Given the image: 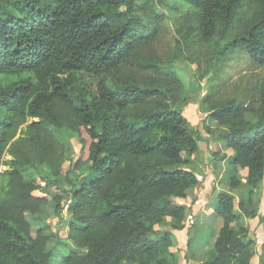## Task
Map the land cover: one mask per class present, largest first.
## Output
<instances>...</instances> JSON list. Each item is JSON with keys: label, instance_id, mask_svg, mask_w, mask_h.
Returning a JSON list of instances; mask_svg holds the SVG:
<instances>
[{"label": "trees", "instance_id": "obj_1", "mask_svg": "<svg viewBox=\"0 0 264 264\" xmlns=\"http://www.w3.org/2000/svg\"><path fill=\"white\" fill-rule=\"evenodd\" d=\"M166 11L179 14L168 61L155 50ZM235 53L264 68V0H0V264H51L54 234L29 216L65 211L77 249L59 264H179L173 231L202 181L188 169L201 139L182 111L196 90L178 62L206 81L202 109L234 152L235 195L218 194L222 225L203 264H252L256 241L241 218L260 217L264 77L256 104L216 98ZM55 131L75 136L82 159L70 160ZM72 174L68 201L40 196Z\"/></svg>", "mask_w": 264, "mask_h": 264}, {"label": "rangeland", "instance_id": "obj_2", "mask_svg": "<svg viewBox=\"0 0 264 264\" xmlns=\"http://www.w3.org/2000/svg\"><path fill=\"white\" fill-rule=\"evenodd\" d=\"M168 19L164 23L163 33L158 44L155 46V50L159 53L164 61L172 60L173 48L176 44L177 38V19L179 14H172L166 11ZM175 70L185 83L187 88L196 90V93L192 96L190 104L182 108L184 116L190 122L193 129L197 132L201 141L199 142L201 148L200 156L204 160L205 170L207 169L208 175V187L206 190H201L199 193L201 199L203 200L206 194L208 195L207 202L202 208L197 212H193L189 215V230L190 233L189 240H191V250L195 254L193 262L194 264H200L202 262H207L214 257V242L218 237L219 229L222 225V219L217 215L216 208L218 207V194L220 192H227L235 195L232 192L229 184V178L232 173H234V166L231 164V158L234 156V152L227 149L221 137L225 134L223 128L213 127L214 121L208 118L204 109H202L201 102L208 93V86L206 81L199 80L195 76V66L189 63L182 64L178 62L175 64ZM264 77V68H257L252 63L248 55L242 53L231 54L227 59H225L221 66V73L215 79L213 85L216 92V98H231L237 100H248L250 104H256L259 100L260 86ZM190 89V90H191ZM255 101V102H253ZM210 125L213 133L209 134L206 127ZM56 132V131H55ZM58 137L65 143L67 147V156H69L72 162H76L83 157L82 146L77 141L75 136L69 132L57 131ZM214 153H218L220 158H225L224 160L218 161L215 165L213 158ZM198 156L199 155H195ZM220 164V165H219ZM219 165V169H218ZM7 168H4L6 170ZM188 169L201 175V178L205 177L204 166L202 159H197L193 161L188 166ZM219 170L221 174H219ZM40 176L46 177L49 175V171L46 168L40 169ZM221 175V176H220ZM219 177L222 179L219 182ZM212 178V182L210 179ZM76 179L75 175H63L58 179V186H50L49 189L41 191L40 196H45L48 199H52L55 196H63V198L68 201L69 195L67 191L71 187V182ZM204 178V182L207 180ZM221 183V185H219ZM213 187L211 190V186ZM207 185V184H206ZM198 193V195H199ZM205 194V195H204ZM197 195V196H198ZM198 199L194 200V196L189 198V205H192ZM203 202V201H202ZM261 210L264 212V184L262 196H260ZM204 204V203H203ZM202 204V205H203ZM30 221L33 226L38 228L40 225L44 227H49L54 236L52 238V247H56L51 264H59L64 256H66L70 251L77 249L75 244L69 239V224L72 222V218L69 217L68 213L65 211L61 219L53 218L52 216L42 215L41 219H33L29 216ZM245 217L241 218V221L248 222ZM181 236V235H179ZM178 236V237H179ZM155 237V236H154ZM181 239V238H180ZM181 241V240H180ZM189 247L181 244L179 248V254L185 255V261L182 264H189ZM212 257V259H210ZM199 258H203L201 261Z\"/></svg>", "mask_w": 264, "mask_h": 264}, {"label": "crops", "instance_id": "obj_3", "mask_svg": "<svg viewBox=\"0 0 264 264\" xmlns=\"http://www.w3.org/2000/svg\"><path fill=\"white\" fill-rule=\"evenodd\" d=\"M208 127H211V126L208 125ZM213 127H219V126L215 123ZM200 154H201V149H200V152L198 154H196V155H199V157L198 156H193L192 159H193V161H197V159H200V158L202 159L203 166H204V174H205V177L204 178L207 179L208 178L207 177V175H208L207 174L208 173L207 171L208 170L207 169L205 170V163L207 162V160H204L203 157H201L202 155L200 156ZM233 159H234V156L231 158L230 161L232 162ZM215 163L217 164L218 161L217 162L214 161V164ZM219 165H218V169H219ZM219 172H220L219 174H221V171L220 170H219ZM197 176L202 181L201 186L197 190V193H199L201 190L202 191L203 190H206V187L207 188H209V187H208V179L206 180V182H204V178H201L202 177L201 175L199 176V174H197ZM210 180L211 181H209V182L211 183L212 182V178ZM221 180L222 179L219 177V182ZM221 183H222V181H221ZM221 183L219 185H221ZM229 184H230V187H231L230 180H229ZM219 185L217 184V186H211V190H212L213 187H216L217 188ZM220 193H222V192H220ZM208 195L206 194V196H204V199L203 200H199V199H201V196H203V195H200V193H199V195L197 196V199L198 200L196 202H194L192 205L187 204L188 205V208H189V213H188V217H187L186 222H185V226L182 229H180V230L173 231L174 236H175V238H174L173 251H175L179 255V259H180L179 260V264H182V262H186L185 261V255L184 254H179V248H180L181 244L186 245L187 247L189 245V236H190V233L188 232V230H189V226L190 225H189V223H187V221H189V215H191L193 212H197L199 210H202V208L204 207V205L207 202ZM255 205L259 209L260 217L255 218V219H250V220H248L247 223L246 222H244V223L249 228V236L256 241V245H255V256H254V258L252 260V264H264V212L262 213V210H261L260 197L255 198ZM159 229H160V232L154 237L155 240L160 239L163 236V234H164V232L166 230L172 229V223L169 222V221L163 222L162 224H160ZM179 235H181V236H179ZM214 244H215V242H214ZM194 258H195V254L192 251H190L189 252V264H194L193 263V262H195L194 261ZM199 259L201 261L203 260V258H199ZM210 259H212V257ZM203 263H205V262H202L200 264H203Z\"/></svg>", "mask_w": 264, "mask_h": 264}]
</instances>
